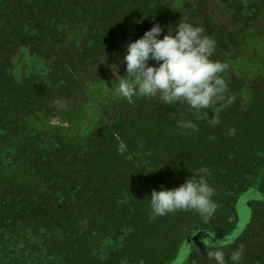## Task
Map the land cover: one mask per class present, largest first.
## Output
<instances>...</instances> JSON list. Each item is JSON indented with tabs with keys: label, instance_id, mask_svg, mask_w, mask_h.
Returning a JSON list of instances; mask_svg holds the SVG:
<instances>
[{
	"label": "trees",
	"instance_id": "obj_1",
	"mask_svg": "<svg viewBox=\"0 0 264 264\" xmlns=\"http://www.w3.org/2000/svg\"><path fill=\"white\" fill-rule=\"evenodd\" d=\"M217 1L228 20L209 0H0V264H173L183 253L181 264H215L208 237L226 260L243 245L241 264H264V73L247 85L232 68L264 0ZM181 18L202 27L216 42L211 59L228 65L233 102L204 110L219 123L183 104L89 89L113 64L121 72L129 39L153 23L162 38ZM22 50L44 71L17 79ZM48 118L67 126L45 130ZM188 120L195 131L179 127ZM201 168L215 190L211 217H150L153 189Z\"/></svg>",
	"mask_w": 264,
	"mask_h": 264
},
{
	"label": "clouds",
	"instance_id": "obj_2",
	"mask_svg": "<svg viewBox=\"0 0 264 264\" xmlns=\"http://www.w3.org/2000/svg\"><path fill=\"white\" fill-rule=\"evenodd\" d=\"M166 27L167 32L162 38L164 27L153 23L142 36L134 41L129 39L121 61L125 65L126 75L118 74L116 64L110 67L118 81L116 91L129 103L133 102V97H154L165 105H186L200 113V118L207 119L211 125L219 123L216 116L209 118L204 110L215 105L225 107L234 98L227 95L228 84L222 75L228 65L211 59L216 48L215 40L205 35L202 27L183 18L175 25ZM149 60L154 63L149 64ZM178 124L182 130L195 131L197 128L191 120ZM116 139L118 152L123 154L127 151V145L119 136ZM207 172L206 168H201L178 187L153 189L148 196L150 217L189 210L204 219L211 217L216 208L212 199L215 190L205 179ZM208 240L211 249L206 254L208 259L215 261V264H228L229 261L231 264H241L243 245L234 249L226 260L221 242L213 237H208Z\"/></svg>",
	"mask_w": 264,
	"mask_h": 264
},
{
	"label": "rangeland",
	"instance_id": "obj_3",
	"mask_svg": "<svg viewBox=\"0 0 264 264\" xmlns=\"http://www.w3.org/2000/svg\"><path fill=\"white\" fill-rule=\"evenodd\" d=\"M175 1V0H172ZM191 4L194 5H204L205 0H189ZM209 3L213 5L214 10L216 11V16H219V19H225L228 20L227 17V12L224 11L225 7L223 4L217 0H209ZM179 6V4H178ZM224 15V18L220 15ZM185 19V18H184ZM251 27H260L256 31H250L246 34V36L243 37L242 43H241V54L238 56V59L232 61V68L236 76L241 77L244 79L248 85V80H251V78L257 76L260 73H264V9H261L259 18L250 24ZM149 64H153L154 62L149 60ZM44 71V65L42 59L31 55L28 53L27 50H22L21 51V60L17 62V65L15 66V71H14V76L19 79L21 76H26L29 73H36V72H43ZM120 76L126 75L125 72V66L122 68L121 72H118ZM109 76H105L103 78V83L104 85H99V84H93L89 87L90 90H109V88H112V92L114 94H118L116 91V85L118 81L115 79L113 76L112 71L109 73ZM113 84L115 86H113ZM246 85V87H247ZM247 95V92L245 90L244 96ZM247 101V99L244 100V104ZM94 118L91 117L89 120H86L84 122H81L79 126L82 128L85 127V125L91 124L93 122ZM43 126H45V130L48 129V131H51V129H56V128H66V122L59 119V118H48L45 119L42 122ZM50 126V127H48ZM42 128L41 126H39ZM69 131L73 135V130L71 127H69ZM84 131V132H82ZM79 133H74V134H79L78 137H85L87 132L89 130H82ZM6 161L9 163L10 158L7 157ZM244 224L246 223V219L243 220ZM242 223V224H243ZM193 245V244H192ZM191 246L188 245V249ZM196 247V245L194 246ZM194 250L196 248H193ZM186 257V253L179 257L176 262L173 264H181L184 261V258Z\"/></svg>",
	"mask_w": 264,
	"mask_h": 264
}]
</instances>
